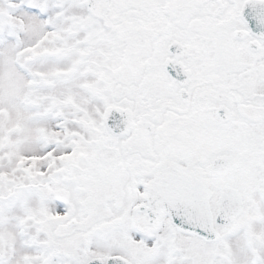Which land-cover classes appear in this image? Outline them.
<instances>
[{
    "label": "snow or ice",
    "instance_id": "obj_1",
    "mask_svg": "<svg viewBox=\"0 0 264 264\" xmlns=\"http://www.w3.org/2000/svg\"><path fill=\"white\" fill-rule=\"evenodd\" d=\"M0 264H264V0H0Z\"/></svg>",
    "mask_w": 264,
    "mask_h": 264
}]
</instances>
